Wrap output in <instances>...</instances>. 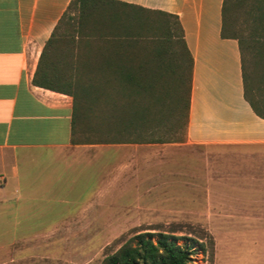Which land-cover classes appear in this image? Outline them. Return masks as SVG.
Wrapping results in <instances>:
<instances>
[{
  "label": "crops",
  "instance_id": "crops-1",
  "mask_svg": "<svg viewBox=\"0 0 264 264\" xmlns=\"http://www.w3.org/2000/svg\"><path fill=\"white\" fill-rule=\"evenodd\" d=\"M69 1L0 0V264H87L111 230L144 228L161 200L191 191L192 154L172 145L264 144L251 49L245 93L238 39L221 35L223 0H120L179 16L193 56L184 141L72 142V95L33 82Z\"/></svg>",
  "mask_w": 264,
  "mask_h": 264
},
{
  "label": "trees",
  "instance_id": "trees-1",
  "mask_svg": "<svg viewBox=\"0 0 264 264\" xmlns=\"http://www.w3.org/2000/svg\"><path fill=\"white\" fill-rule=\"evenodd\" d=\"M221 35L238 39L245 93L251 49V106L264 118V0H223ZM192 70L176 13L120 0H70L33 82L72 95V142H171L186 139ZM195 243L168 231H139L99 264H193Z\"/></svg>",
  "mask_w": 264,
  "mask_h": 264
},
{
  "label": "rangeland",
  "instance_id": "rangeland-1",
  "mask_svg": "<svg viewBox=\"0 0 264 264\" xmlns=\"http://www.w3.org/2000/svg\"><path fill=\"white\" fill-rule=\"evenodd\" d=\"M172 146L169 152L192 154L191 191L161 200L158 212L144 214V228L111 230L96 259L87 264H99L102 255L144 230L196 239L193 264H264V144L251 151ZM5 254L0 248V257Z\"/></svg>",
  "mask_w": 264,
  "mask_h": 264
}]
</instances>
